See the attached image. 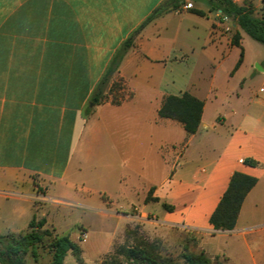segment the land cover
I'll list each match as a JSON object with an SVG mask.
<instances>
[{
	"label": "crops",
	"instance_id": "crops-1",
	"mask_svg": "<svg viewBox=\"0 0 264 264\" xmlns=\"http://www.w3.org/2000/svg\"><path fill=\"white\" fill-rule=\"evenodd\" d=\"M166 1L0 0V198L37 204L104 195L107 207L116 200L117 207L147 211L145 200L154 189V198L174 207L172 213L164 211L163 223L201 233L202 241L234 237L253 264H264V113L251 117L248 110L237 119L233 105L230 114H220L224 102L241 97L229 83L248 57L237 72L238 53L228 69L225 65L235 49L240 51L232 45L233 36L239 32L244 47L247 34L232 20L222 22L208 0H187L180 10L142 27ZM232 1L262 7V0ZM140 28L104 101L94 105L116 52ZM257 65L264 69V63ZM176 68L185 70L179 95L188 92L204 102L200 128L192 136L180 123L158 117L164 98L172 95L165 75ZM255 73L262 78L261 90L264 71L256 68ZM118 98L123 99L119 105L114 103ZM174 130L184 142L169 140ZM196 141L201 151L193 161ZM162 149H170L168 160ZM155 154L160 161L156 176L149 172ZM247 159L261 166L240 164ZM236 172L258 183L243 203L236 228L217 232L209 220ZM25 185L35 194L3 192ZM43 186L46 194L40 196L34 187ZM11 213L21 217L25 212L17 206Z\"/></svg>",
	"mask_w": 264,
	"mask_h": 264
},
{
	"label": "rangeland",
	"instance_id": "rangeland-1",
	"mask_svg": "<svg viewBox=\"0 0 264 264\" xmlns=\"http://www.w3.org/2000/svg\"><path fill=\"white\" fill-rule=\"evenodd\" d=\"M244 47L240 48V51L235 49L229 59V64L225 65V69H228L236 54L238 53L239 57L242 50L244 57H248V64L244 70L229 83L230 88L240 93L241 97L238 99L235 96L232 102H224L225 104L220 107V114L225 115L230 114L231 107L236 105L239 112L237 119H241L248 110L251 112V117L254 114L257 117L264 113V100L259 94L262 78L255 73L256 64L264 63V47L247 35ZM184 72V69L176 68L174 71L168 72L169 76L165 75V82L168 84L170 94L178 96L183 90L181 75ZM206 72L208 71L205 70ZM169 140L178 144L182 143L184 142L183 134L179 130H174L171 132ZM197 141L191 148V152L194 154L189 157L193 161L198 160L199 151H201ZM169 150L162 149L161 151L165 160H168ZM183 151L184 145L176 148L175 158L170 161L172 166L176 165L177 158ZM158 159L155 154L154 161L149 166L150 175L158 174L160 166ZM131 168L136 169L137 165H132ZM30 185L16 187L17 189L13 190L6 189L3 192L9 196L14 194L34 195ZM34 190L40 196L46 194L44 186L34 187ZM56 193L59 194L58 190ZM49 196H55L54 192H49ZM107 200L104 195H100V197L95 195L88 201L82 199L53 203L49 200L48 203L34 204L27 201H16L13 198H0V236H19L30 233V224L36 219L37 222L45 220L43 231H49L52 236L50 239L56 236L69 237L77 243L82 250L84 264H102L104 260L109 261L111 257L122 261V264H131L119 254V250L125 247L145 251L147 255H156L159 261L165 264H185L182 258L185 249L192 255L204 253L207 258L213 261V264H253L244 244L234 237H209L202 241L205 236L201 233L163 223L164 202H151L148 210L145 211L141 206L132 209L117 207L116 200L107 207L104 204V201ZM17 206H20L25 212L21 217L13 216L11 213ZM49 241V238L46 237V240L39 246L37 261L29 253L26 256L25 264H52ZM256 248L252 246V251L255 252ZM64 264L79 263L74 254L69 252Z\"/></svg>",
	"mask_w": 264,
	"mask_h": 264
},
{
	"label": "trees",
	"instance_id": "trees-1",
	"mask_svg": "<svg viewBox=\"0 0 264 264\" xmlns=\"http://www.w3.org/2000/svg\"><path fill=\"white\" fill-rule=\"evenodd\" d=\"M187 0H167L164 4L158 7L147 21L142 25L146 26L154 19L180 10ZM213 11L222 13L229 17L236 25L240 27L252 40L261 44L264 47V0H262V7L257 10L252 3H245L240 6L232 0H208ZM192 13L205 16V13L199 10H191ZM141 27V28H142ZM141 28L130 37L122 47L116 52L106 75L99 83L96 93L94 95V105L101 104L105 99V93L112 76L117 73L119 67L125 58L126 54L135 46V38ZM241 34L237 32L232 39V45L238 48L241 46ZM244 51H241L240 59L235 66L234 72L237 71L243 63ZM115 87L120 90V84ZM123 99H115L114 103L119 105ZM204 112V102L194 97L188 92L181 95L166 96L158 111L160 119L173 120L180 123L188 136L197 134ZM245 164L250 167H259L261 164L254 159H247ZM258 179L236 172L231 177L227 191L221 198L216 210L211 215L209 223L217 232H230L236 228L237 221L248 194L256 187ZM154 189L150 190L145 202H160L159 198H154ZM163 208L168 213L174 212V207L166 203ZM45 220L37 222L34 219L31 224V232L24 235H8L0 236V263L1 264H25L26 256L31 253L35 261L39 259L38 248L49 238L50 251L52 253V264H64L66 256L72 252L79 264H84L82 260V250L80 246L72 241L69 237L56 236L50 239L48 230L43 231L45 227ZM119 254L124 257V260L131 264H165L159 261L156 255H147L145 251L135 248H121ZM185 264H213V261L205 256L204 253L200 255H192L187 253V249L182 254ZM102 264H122V261H117L111 257L110 260H104Z\"/></svg>",
	"mask_w": 264,
	"mask_h": 264
},
{
	"label": "built area",
	"instance_id": "built-area-1",
	"mask_svg": "<svg viewBox=\"0 0 264 264\" xmlns=\"http://www.w3.org/2000/svg\"><path fill=\"white\" fill-rule=\"evenodd\" d=\"M189 8H190V5H187V6H186V9H189ZM218 15H219L220 20H221L222 22H228V21L231 20L229 17L224 16V15H223L222 13H220V12H218ZM259 94L261 95L262 99L264 100V81H263V85H262V88H261ZM239 162H240V164H244V163H245L244 160H240Z\"/></svg>",
	"mask_w": 264,
	"mask_h": 264
},
{
	"label": "water",
	"instance_id": "water-1",
	"mask_svg": "<svg viewBox=\"0 0 264 264\" xmlns=\"http://www.w3.org/2000/svg\"><path fill=\"white\" fill-rule=\"evenodd\" d=\"M256 68H257L259 71H264V69H263L262 67H260L259 65H257Z\"/></svg>",
	"mask_w": 264,
	"mask_h": 264
}]
</instances>
